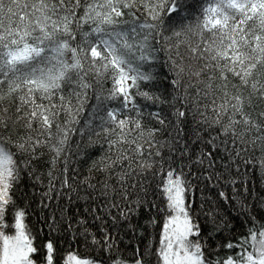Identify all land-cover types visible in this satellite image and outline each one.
Wrapping results in <instances>:
<instances>
[{
    "label": "snow or ice",
    "instance_id": "obj_1",
    "mask_svg": "<svg viewBox=\"0 0 264 264\" xmlns=\"http://www.w3.org/2000/svg\"><path fill=\"white\" fill-rule=\"evenodd\" d=\"M0 264H264V0H0Z\"/></svg>",
    "mask_w": 264,
    "mask_h": 264
},
{
    "label": "trees",
    "instance_id": "obj_2",
    "mask_svg": "<svg viewBox=\"0 0 264 264\" xmlns=\"http://www.w3.org/2000/svg\"><path fill=\"white\" fill-rule=\"evenodd\" d=\"M87 116V111L84 113H81L78 119L81 121L86 118ZM251 178L252 175L250 174V179H249V189L252 187L251 183ZM227 195L229 197L232 196V190L231 187L229 186L228 188L225 189ZM256 191L257 193H260V185L259 183L256 184ZM208 197H211V199H208ZM195 198H196V203L199 205L200 203L204 204L203 211L201 213V219H204V214L207 212H221L223 215L229 217L230 219L233 217H236L238 214V209H234L233 205H235V201L229 200V201H224L221 198L218 197V189L217 188H210V189H205L204 190V198L202 199L201 197V192L199 189H197L195 193ZM244 230L243 228L239 227V225L236 228H233L231 232H228L225 230L224 233H222V236L224 238V241L227 240V238H235L237 234H243ZM223 251V249H222ZM82 254H84L83 249L80 250Z\"/></svg>",
    "mask_w": 264,
    "mask_h": 264
}]
</instances>
